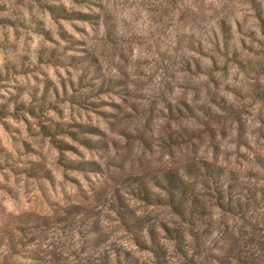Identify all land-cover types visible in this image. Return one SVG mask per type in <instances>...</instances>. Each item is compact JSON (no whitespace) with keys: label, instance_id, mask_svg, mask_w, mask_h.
<instances>
[{"label":"clouds","instance_id":"obj_1","mask_svg":"<svg viewBox=\"0 0 264 264\" xmlns=\"http://www.w3.org/2000/svg\"><path fill=\"white\" fill-rule=\"evenodd\" d=\"M0 264H264V0H0Z\"/></svg>","mask_w":264,"mask_h":264}]
</instances>
